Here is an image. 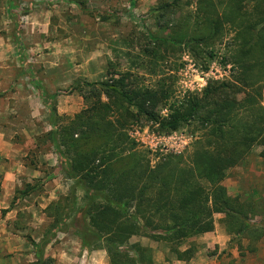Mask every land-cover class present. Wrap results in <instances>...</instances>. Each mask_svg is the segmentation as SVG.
<instances>
[{
    "label": "rangeland",
    "instance_id": "obj_1",
    "mask_svg": "<svg viewBox=\"0 0 264 264\" xmlns=\"http://www.w3.org/2000/svg\"><path fill=\"white\" fill-rule=\"evenodd\" d=\"M170 1L86 0L88 11H84L71 0H0V94L4 92L0 96V114L6 121L9 115L11 121L20 123L16 122L13 132L16 147L9 151L10 156L1 158L0 166L4 169L19 162L41 172V177L18 172L22 175L15 185H3L0 170V264H40L32 241L40 243L52 230V213L57 207L70 213L71 218L53 227L56 235L44 247L45 264H110L106 249L84 247L74 227L73 218L85 203V192L76 186L77 204H72L75 180L68 177L65 159L48 136L55 129L51 106L58 113V124L68 125L76 114L95 102L87 83L109 79L113 71H131L136 87L165 83L172 88L173 104L201 94L212 81H234L241 88L239 98L243 97V68L234 58L242 45L238 25L224 23L220 32H211L205 41L195 40L189 46L186 39L201 36L202 12L196 0H182L175 10L161 17L158 7ZM253 4L251 1L247 5L248 13L254 12ZM151 34L160 38L174 36L183 43L167 46L152 40ZM203 73L207 78L205 86H201L199 77ZM249 82L263 91L259 102L264 106V69L256 68ZM101 100L112 103L104 94ZM120 106L124 109L125 104ZM28 111L36 116H29ZM167 113L166 108L162 109L163 115ZM109 115V119L118 116ZM8 124L1 122L3 126ZM211 131V126L203 125L200 118L172 133L159 132L150 122L138 119L124 131L128 142H121L119 152L128 157L127 166L140 160L144 166L156 168L171 160L187 168L193 165L195 153L213 149ZM18 148L24 153L17 152ZM13 153L18 155L14 157ZM202 183L208 185L206 181ZM28 184L33 190L21 194ZM221 184L229 195L244 203H261L258 212H248L247 221L255 227L250 232L231 234L226 214L216 213L213 231L180 244L182 251L195 249L194 256L184 261L198 255L220 260L225 250L220 253L219 244L210 245L216 235L228 236V249L238 247L242 258L257 252L258 245L264 243V144H255L240 164L229 169ZM259 229L262 237L256 240ZM137 242L151 249L152 264H159L156 259L172 264L169 256L177 257L170 243L144 236H134L130 241Z\"/></svg>",
    "mask_w": 264,
    "mask_h": 264
},
{
    "label": "trees",
    "instance_id": "obj_2",
    "mask_svg": "<svg viewBox=\"0 0 264 264\" xmlns=\"http://www.w3.org/2000/svg\"><path fill=\"white\" fill-rule=\"evenodd\" d=\"M71 1L88 11L86 0ZM181 1L160 4L161 17L175 10ZM196 1L202 12L199 24L204 28L199 38L186 39L185 43L190 46L195 40L205 41L212 33L220 32L224 23L238 25L242 45L234 58L243 68L242 98L238 96L241 88L234 81H212L201 94L173 104L170 103L172 88L165 83L136 87L131 71H113L109 79L87 83L95 102L76 114L68 125H59L56 108L50 107L55 129L48 136L65 159L68 177L75 180L72 204H77L76 186L85 192V203L73 218L74 227L84 247L106 249L110 264H152L151 249L138 242L130 243L134 236L170 243L179 259H191L195 249L182 251L180 244L213 231L216 213L226 214L231 234H241L255 227L247 221L248 212H258L262 207L257 201L244 203L232 197L221 181L255 144H264V106L259 102L263 91L249 82L256 68L264 69V0ZM251 1L254 12L248 13L247 5ZM150 37L167 46L183 43L174 36L160 38L151 34ZM16 39L20 40L19 31ZM209 54L214 57L212 51ZM103 94L112 103L103 102ZM121 103L125 104L124 109ZM164 108L168 110L166 115L162 114ZM109 112L118 116L109 119ZM241 114L244 116L240 117ZM196 118L211 126L214 147L195 153L192 166L186 168L172 164L171 160L156 168L144 166L140 160H133L127 166L128 157L119 152L121 142H128L124 131L138 119L150 122L159 132L172 133ZM33 188L28 184L21 194L27 195ZM52 215L54 228L71 218L60 207ZM53 227L40 243L32 241L40 264H45L44 247L56 235ZM261 237L262 229L256 240Z\"/></svg>",
    "mask_w": 264,
    "mask_h": 264
},
{
    "label": "crops",
    "instance_id": "obj_3",
    "mask_svg": "<svg viewBox=\"0 0 264 264\" xmlns=\"http://www.w3.org/2000/svg\"><path fill=\"white\" fill-rule=\"evenodd\" d=\"M4 93V92H3ZM1 93L0 95H2ZM3 97V96H2ZM3 99V98H2ZM29 103V101H27ZM29 106V105H28ZM15 114H17V111H15ZM32 113L28 111V115L30 116ZM33 116H36V114H32ZM5 115L0 114V160L3 156L8 157L9 151L13 150L16 146L13 142V132L15 128H17L19 123V120L11 121L10 117L8 115V120L6 121L4 119ZM18 119L24 120L21 115H17ZM2 123H9L11 125H1ZM16 122L18 124H16ZM22 124V122H21ZM24 130H26L24 128ZM28 131L26 130V133ZM28 135V133H27ZM22 149L18 148L17 152H21ZM22 154L24 151L21 152ZM18 153H13V156L16 157ZM16 166L13 165H7L4 169L2 166H0V170L2 169L3 173V185H15L16 179L18 176L22 175L20 173H23L25 176L29 175L31 177H41V172H38L37 170L29 169L25 165L21 163H15ZM20 172V173H18ZM214 235V234H213ZM229 240V237L226 235H216L214 237V240L210 245L216 246L217 244L220 245V253H223L225 250V253L222 258L219 260L216 257L212 258H204L198 255L196 258L192 259L191 261L187 262L184 260L179 259L178 257L169 256L170 261H172V264H264V243H260L258 246V251L254 253H247L243 258L240 257L239 254V248H233L228 249L227 242ZM154 247V245H152ZM231 252V254H230ZM103 252H100V255L103 256ZM156 263L159 264H171V262H161V260L156 259Z\"/></svg>",
    "mask_w": 264,
    "mask_h": 264
},
{
    "label": "built area",
    "instance_id": "obj_4",
    "mask_svg": "<svg viewBox=\"0 0 264 264\" xmlns=\"http://www.w3.org/2000/svg\"><path fill=\"white\" fill-rule=\"evenodd\" d=\"M222 75V73H221ZM199 77L201 79V86H205L207 84V78L204 76V73L203 75L199 74ZM177 152H180L179 149H175Z\"/></svg>",
    "mask_w": 264,
    "mask_h": 264
}]
</instances>
